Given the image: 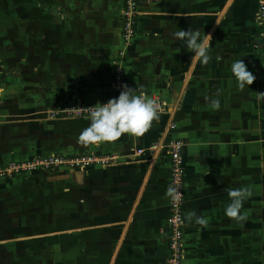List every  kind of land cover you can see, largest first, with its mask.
Segmentation results:
<instances>
[{
	"label": "crops",
	"instance_id": "crops-1",
	"mask_svg": "<svg viewBox=\"0 0 264 264\" xmlns=\"http://www.w3.org/2000/svg\"><path fill=\"white\" fill-rule=\"evenodd\" d=\"M121 3L0 0V166L50 152L112 156L106 165L0 176V264H164L169 160L149 146L171 138L184 142L183 219L195 211L209 221L201 228L185 220L181 264H264V101L256 99L264 92V56L256 0L138 2L124 47ZM189 27L212 35L207 65L173 35ZM118 59L126 84L163 99L167 112L143 136L81 145L88 116L53 111L113 98ZM237 59L257 77L243 91L230 68ZM245 186L252 195L241 227L224 210L227 190Z\"/></svg>",
	"mask_w": 264,
	"mask_h": 264
},
{
	"label": "clouds",
	"instance_id": "clouds-1",
	"mask_svg": "<svg viewBox=\"0 0 264 264\" xmlns=\"http://www.w3.org/2000/svg\"><path fill=\"white\" fill-rule=\"evenodd\" d=\"M255 23L264 27V7H261L255 14ZM174 37L186 42V47L194 53L191 58L207 65L212 59L210 55L212 35L207 33L201 36L197 30L190 27L188 30L175 32ZM231 73L236 79L238 88L243 91L245 87L254 83L257 77L248 70L246 63L242 59L233 61L230 65ZM4 89L0 88V94ZM258 102L264 101V92H257ZM214 110H219L220 101L213 99L210 101ZM160 116V103L150 98L146 92L138 85L136 88L127 84L121 85L118 97L109 99L106 103H96L88 107L89 125L79 134L77 142L84 146H99L104 142L118 141L122 135L130 134L134 137L143 136L151 128L154 121ZM207 174V173H205ZM230 203L225 208V215L239 224L241 227L247 221V215L241 213L244 201L251 197L250 187L230 188L227 190ZM179 190L175 184H170L165 192V196L175 201L178 198ZM196 224L201 228H207L209 221L206 217L198 215L195 211H189L186 217L181 220L183 224Z\"/></svg>",
	"mask_w": 264,
	"mask_h": 264
},
{
	"label": "built area",
	"instance_id": "built-area-1",
	"mask_svg": "<svg viewBox=\"0 0 264 264\" xmlns=\"http://www.w3.org/2000/svg\"><path fill=\"white\" fill-rule=\"evenodd\" d=\"M141 1L153 0H122L120 10V31L119 36L121 43L124 46L130 43L134 35L135 16L137 13V4ZM256 12L264 7V0H256ZM259 27V37L264 56V27ZM122 51H119L121 55ZM126 84V77L121 60L114 61L110 86L115 93L114 97H118L121 91V85ZM113 97V98H114ZM150 98L157 100L160 103V112H167L166 102L156 95H150ZM108 101V100H107ZM107 101L101 102L106 103ZM96 104V103H95ZM75 103L74 105L53 111L57 114L59 111L65 115L75 117L88 116V107L95 105ZM174 128V124L170 122L167 125V130ZM184 142L180 139H168L166 141H154L150 144L149 149L154 151L164 149L169 160V185L175 184L179 190L178 198L173 201L168 198L167 214L165 217V230L163 233V242L167 248L168 255L164 264H181L184 257V245L182 241L183 225V200H184V179H183V161L181 150ZM136 154L142 152V149L134 150ZM112 156H101L95 153H78V154H60V153H45L30 157L22 161H8L0 166V176H11L19 173H28L34 170H55L57 168H82L89 164L106 165L111 161Z\"/></svg>",
	"mask_w": 264,
	"mask_h": 264
}]
</instances>
